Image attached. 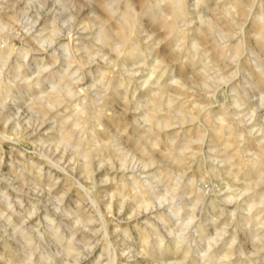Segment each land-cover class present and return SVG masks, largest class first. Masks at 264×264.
Listing matches in <instances>:
<instances>
[{"label":"clouds","instance_id":"clouds-1","mask_svg":"<svg viewBox=\"0 0 264 264\" xmlns=\"http://www.w3.org/2000/svg\"><path fill=\"white\" fill-rule=\"evenodd\" d=\"M255 37L264 0H0V264H264Z\"/></svg>","mask_w":264,"mask_h":264},{"label":"rangeland","instance_id":"rangeland-1","mask_svg":"<svg viewBox=\"0 0 264 264\" xmlns=\"http://www.w3.org/2000/svg\"><path fill=\"white\" fill-rule=\"evenodd\" d=\"M262 38H264V37H262ZM253 42L255 43V42H258L257 41V38L255 37L254 39H253ZM3 131V128H2V126H0V132H2ZM192 131V129H188V132H191ZM217 143H220L219 141H217ZM21 147L22 148H28V150L30 151L31 150V145H29V144H24V145H21ZM4 151H6V152H8V155H9V158H11V152H10V147H9V145H4ZM199 166H195L194 167V170H196L197 168H198ZM112 190H114V189H112ZM115 211L116 210H114V214H115ZM109 227L111 228L112 227V225H109ZM121 227H123V228H126L138 241H139V239H138V235H137V231L139 230V229H143V228H146L145 227V225L143 224V223H138V222H132L131 224H128V223H125V224H122L121 225ZM147 229V228H146Z\"/></svg>","mask_w":264,"mask_h":264},{"label":"bare ground","instance_id":"bare-ground-1","mask_svg":"<svg viewBox=\"0 0 264 264\" xmlns=\"http://www.w3.org/2000/svg\"><path fill=\"white\" fill-rule=\"evenodd\" d=\"M256 38H257V41L262 39V37H256ZM261 86L264 87V84H262ZM212 136L216 142L217 141H219L220 143L222 142L224 146L228 145V140L226 138H224V136L221 132L217 131V132L213 133ZM146 233H147L146 228L139 229L137 231V235H138V239H139V243H140L141 247L143 246V244L145 242Z\"/></svg>","mask_w":264,"mask_h":264}]
</instances>
